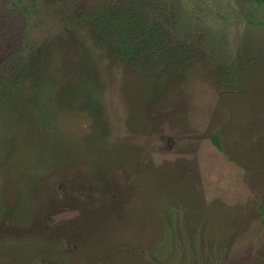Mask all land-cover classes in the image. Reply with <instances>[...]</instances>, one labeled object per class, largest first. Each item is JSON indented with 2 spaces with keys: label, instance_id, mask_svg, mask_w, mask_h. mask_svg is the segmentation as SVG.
<instances>
[{
  "label": "rangeland",
  "instance_id": "rangeland-1",
  "mask_svg": "<svg viewBox=\"0 0 264 264\" xmlns=\"http://www.w3.org/2000/svg\"><path fill=\"white\" fill-rule=\"evenodd\" d=\"M0 264H264V2L0 0Z\"/></svg>",
  "mask_w": 264,
  "mask_h": 264
},
{
  "label": "trees",
  "instance_id": "trees-1",
  "mask_svg": "<svg viewBox=\"0 0 264 264\" xmlns=\"http://www.w3.org/2000/svg\"><path fill=\"white\" fill-rule=\"evenodd\" d=\"M258 2H264V0H256ZM119 28L120 30L118 31L116 39L113 40H108L109 44L114 48V51L117 52L119 55H124L126 56L125 58L129 57H135L136 52H137V47L134 45L136 44V38L143 37L145 39H153L154 35L148 34V33H137L135 31H129L128 28L133 24V22L129 19V17L122 18L119 20ZM130 29V28H129ZM106 41V43H108ZM153 41L147 42L151 43ZM3 234H1L2 236Z\"/></svg>",
  "mask_w": 264,
  "mask_h": 264
}]
</instances>
